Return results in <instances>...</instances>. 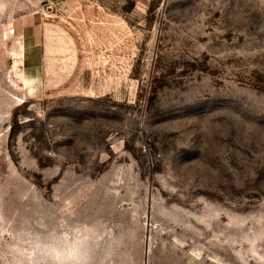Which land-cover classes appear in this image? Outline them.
Instances as JSON below:
<instances>
[{"label": "rangeland", "instance_id": "rangeland-1", "mask_svg": "<svg viewBox=\"0 0 264 264\" xmlns=\"http://www.w3.org/2000/svg\"><path fill=\"white\" fill-rule=\"evenodd\" d=\"M264 264V0H0V264Z\"/></svg>", "mask_w": 264, "mask_h": 264}, {"label": "water", "instance_id": "water-1", "mask_svg": "<svg viewBox=\"0 0 264 264\" xmlns=\"http://www.w3.org/2000/svg\"><path fill=\"white\" fill-rule=\"evenodd\" d=\"M148 246L146 245V248H145V256H144V264H148Z\"/></svg>", "mask_w": 264, "mask_h": 264}, {"label": "bare ground", "instance_id": "bare-ground-1", "mask_svg": "<svg viewBox=\"0 0 264 264\" xmlns=\"http://www.w3.org/2000/svg\"><path fill=\"white\" fill-rule=\"evenodd\" d=\"M149 254V253H148Z\"/></svg>", "mask_w": 264, "mask_h": 264}]
</instances>
